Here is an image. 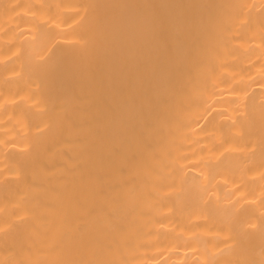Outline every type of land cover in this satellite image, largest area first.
Wrapping results in <instances>:
<instances>
[{
  "label": "bare ground",
  "instance_id": "1",
  "mask_svg": "<svg viewBox=\"0 0 264 264\" xmlns=\"http://www.w3.org/2000/svg\"><path fill=\"white\" fill-rule=\"evenodd\" d=\"M0 264H264V0H0Z\"/></svg>",
  "mask_w": 264,
  "mask_h": 264
}]
</instances>
